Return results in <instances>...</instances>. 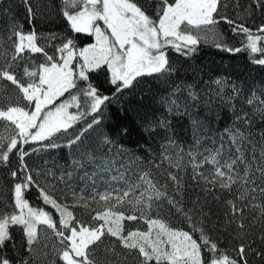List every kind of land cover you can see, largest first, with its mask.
<instances>
[{
    "label": "snow or ice",
    "instance_id": "obj_1",
    "mask_svg": "<svg viewBox=\"0 0 264 264\" xmlns=\"http://www.w3.org/2000/svg\"><path fill=\"white\" fill-rule=\"evenodd\" d=\"M22 3L27 30L0 23V164L18 161L0 199V264L264 262V76L187 79L209 38L264 69V0ZM45 16L64 30L37 31ZM177 115L190 145L174 138ZM64 148L65 165L26 159ZM88 165L83 188L65 179Z\"/></svg>",
    "mask_w": 264,
    "mask_h": 264
},
{
    "label": "trees",
    "instance_id": "obj_2",
    "mask_svg": "<svg viewBox=\"0 0 264 264\" xmlns=\"http://www.w3.org/2000/svg\"><path fill=\"white\" fill-rule=\"evenodd\" d=\"M42 3H48V0H41ZM244 2V0H242ZM5 15H11L14 17L19 23H23L25 25V30L28 28V22L26 20V13L22 3V0H0V23H5L6 21L3 19ZM54 22H50L49 17L45 16L42 19H37L35 21V27L37 31L48 33L50 31L61 32L64 30V25L61 20L57 17L52 18ZM260 21L257 20V23ZM222 30L228 31L226 25H221ZM228 36L230 38V43L238 46L236 39H232L231 32H228ZM85 43L88 41H84ZM173 59L183 63L184 58L179 57L172 54ZM189 63L191 67L198 72V76L193 77L191 73L187 76L188 81L191 83L194 79L203 78L204 80H208L209 77H216L218 75H225L230 73L233 78L240 77H251V76H264V69H260L249 63L246 53H227L218 50L212 43V39L209 38L208 43H202L199 47V51L190 58ZM97 81H103L104 76L103 73L99 75H94L93 77ZM151 100L146 99L145 104H150ZM172 123L175 128V139L182 145H190L191 144V135L189 131V122L187 117H180L179 115L172 118ZM229 123L228 114L225 111L222 114V117L218 123L214 125L215 129L218 131H222L223 128ZM139 137L136 134V131L133 130L131 136L128 138L130 141H135ZM160 141V137L154 138L150 143H152L153 147H156L158 142ZM28 147V146H25ZM34 147L39 148L40 145L36 144ZM71 150L64 149H56V150H44L33 154L28 159V163L32 166L41 165L43 161L48 160L49 164L45 165V167H50L52 161H56L60 165H65L68 160V154ZM17 158L13 157L10 163L5 166L0 164V199L6 200L9 193L8 187L10 184L9 170L13 169L17 166ZM68 171H72V169H68ZM93 168L91 165H88L86 168H77L71 178L65 177L68 179L70 184H74L77 188H83L85 186V173L91 174ZM57 175H62L59 171ZM108 177L106 176L105 179ZM95 180V177H93ZM92 181H88L91 183ZM101 191L103 188L100 189ZM34 206L44 207L42 202L37 199L35 192H30L27 197ZM96 207L95 205H92ZM221 240L231 245L232 240L228 236L227 233H224L221 236ZM17 241L19 242V237H17ZM260 246L259 244L257 245ZM252 264H264L258 258H251ZM127 264H133V261L129 259Z\"/></svg>",
    "mask_w": 264,
    "mask_h": 264
}]
</instances>
